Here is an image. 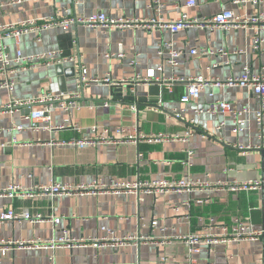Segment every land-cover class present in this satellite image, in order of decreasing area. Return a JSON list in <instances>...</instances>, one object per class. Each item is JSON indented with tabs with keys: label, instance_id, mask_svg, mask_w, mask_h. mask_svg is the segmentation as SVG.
Returning a JSON list of instances; mask_svg holds the SVG:
<instances>
[{
	"label": "crops",
	"instance_id": "0c3cea01",
	"mask_svg": "<svg viewBox=\"0 0 264 264\" xmlns=\"http://www.w3.org/2000/svg\"><path fill=\"white\" fill-rule=\"evenodd\" d=\"M0 1L4 2L0 7V23L4 24L48 17L57 11L72 16L97 12L114 17L153 15L150 0ZM186 1L160 0L163 17L176 18L181 13L188 16L212 15L222 9H231L238 14H252L257 9L264 11V0L258 4L242 5L233 0H196L191 7L183 6ZM261 36L260 50H253L250 32L241 29L205 32L192 28L171 33L166 29L107 30L78 25L69 32L56 28L47 30L41 34V41H36L33 34L23 35L20 47L25 54L59 49L65 55L80 56V62L90 75L109 73L113 79L155 69L160 77L202 75L222 80L240 75L244 64H248L252 72L264 75V31ZM7 42L9 53L14 56V45L11 40ZM163 42H170L173 47L184 51L174 68L157 54L158 45ZM194 48L224 49L227 54L193 55L190 50ZM120 50L123 57L115 56ZM135 55L137 64L132 66L129 62ZM78 64L77 60L18 71L12 76L14 89L10 92L0 89V144L3 145L0 147V188L11 183L30 187L34 183L90 181L96 177L208 178L212 181L262 177L263 150L255 148L261 133L255 121L260 101L247 87L208 85L201 90L196 101L180 103L185 83L172 82L171 92L163 90L162 99L143 103L136 109L122 98L113 99L110 85L93 83L81 90L79 100L82 107L79 110L64 111L58 107L51 110L53 125L64 126L53 130L27 127L29 121L26 116L39 108V104H33L30 110L22 106L4 110L13 98L29 100L45 92H72ZM160 65L162 70L157 71ZM125 86L121 97L128 94L147 96L148 84H139L134 89ZM215 99L229 101L237 108H248V123L243 131H232L229 114H195L196 107L205 106ZM176 108L183 109L179 119L170 116L171 110ZM191 118L195 120L194 125L189 122ZM262 120L264 124V114ZM220 122L224 124L217 129ZM16 124L25 128L9 130ZM121 126L143 133L183 134L190 130L193 135L187 141L161 143L89 144L83 147L65 143L91 135L92 127H106L113 131ZM262 132L264 134V126ZM13 138L17 144L11 143ZM239 146L250 149L244 151ZM187 149L194 151L190 167L182 164ZM6 208L40 212L61 220L59 224L7 220L0 223V239L93 238L103 235L102 227H105L114 235H142L148 237V241L116 249L95 248L91 244L57 249L22 248L4 256L0 253V264H188L189 245L179 237L203 232L210 219L218 224H231L235 217H239L254 229L264 227V189L235 193L220 189L160 194L0 197V212ZM152 221L156 224L152 225ZM195 258V264H264V238L218 242L212 246L202 244Z\"/></svg>",
	"mask_w": 264,
	"mask_h": 264
},
{
	"label": "built area",
	"instance_id": "2783aa9c",
	"mask_svg": "<svg viewBox=\"0 0 264 264\" xmlns=\"http://www.w3.org/2000/svg\"><path fill=\"white\" fill-rule=\"evenodd\" d=\"M29 0H15L16 3ZM34 1V0H32ZM54 1V0H50ZM261 0H233L234 3L242 4H258ZM196 0H187L183 6L191 7L195 5ZM4 2L0 1V7ZM149 7L153 9V15L149 17H125L111 16L103 12H97L89 15H69L57 13L48 17L39 19H28L18 23L4 24L0 23V89L12 91L15 81L12 77L18 71H26L36 69L40 65H63L79 61L78 72L75 76L74 90L70 93H51L45 92L38 97L29 100H20L13 98L5 107L4 110L12 109L17 106L30 108L33 104H39L40 107L32 110L26 116L28 125L32 130L38 129H60L63 125H53L50 112L53 108L58 107L64 111L79 110L82 105L80 103L81 90L88 87L90 84H106L116 86H130L134 89L139 84L155 83L163 86L165 92H171L172 82H184L185 91L179 97L180 103H189L196 101L201 90L208 86H242L249 88L259 99L260 108L255 113V121L261 133L259 135V144L255 148L262 149V177L256 180H216L212 181L208 178L191 179L178 178L170 179L167 177L157 179H104L96 177L90 181L76 182H60L51 181L47 184L34 183L30 187H24L17 183H11L4 188H0V197L6 198H34L41 196H82V195H99V194H115V193H135V194H160V193H183L192 191H212L225 189L230 192L252 191L264 189V134L262 132L263 114H264V75L261 73L252 72L248 64L242 66V73L238 76H229L225 79L208 78L202 75L195 76H176L160 77L155 69H148L146 73H134L131 77L113 79L109 73L104 76L90 75L84 64L80 62V56L65 55L61 50L41 51L37 53L25 54L21 50V37L27 34H33L36 41H41V34L50 29H60L63 32H69L75 26H84L88 28H104L107 30L118 29L124 30L128 28H140L144 30L166 29L171 33L186 31L192 28L199 29L205 32L214 30L229 31L241 29L244 32H250L253 50H260L262 36L264 31V11L257 9L252 14H238L231 9H222L212 15L188 16L181 13L176 18L165 19L162 15V4L160 0H150ZM66 11V10H65ZM8 40H11L14 45L15 55L11 56L8 49ZM238 52V51H236ZM193 55H225L224 49H191ZM157 54L162 58V61L168 63L172 68L179 64L180 57L184 54L182 49H178L169 43H160L158 45ZM115 54H107L114 56ZM124 53L120 50L115 56L123 57ZM227 63V60L223 61ZM130 65L137 64V55L131 59ZM162 70V65L157 68V71ZM133 108H136L132 105ZM183 109L171 110L170 116L176 119L182 114ZM196 115L202 113L207 114H229L232 121V131L239 133L243 131L248 123L246 114L247 107L237 108L231 102L223 99H215L209 104L196 107L194 109ZM190 124L194 125L195 120L191 118ZM223 122L217 125V129L223 126ZM75 126V125H73ZM25 128L24 125L16 124L9 128L11 131H21ZM78 130L80 128H77ZM92 134L83 136L79 139L65 141V143L83 147L85 145H118L121 143L140 142L161 143L169 140L187 141L192 136V131L187 130L183 134H170L164 132L143 133L135 128L117 127L113 131L108 128L97 129L91 128ZM206 135L205 133L203 134ZM11 143L17 144L16 139H12ZM3 146L0 144V147ZM241 150L247 151L248 146H239ZM192 149L186 150V158L182 164L187 166L192 165ZM179 210V207H175ZM13 220H26L30 223L51 221L54 224L60 223L59 217L53 215L44 216L40 212L31 213L27 210H15L14 208H6L0 212V223ZM152 225L156 221H152ZM104 234L99 237H86L76 239L73 237L59 236L52 237L48 240L36 238L15 239L7 238L0 239V253L2 256L7 252L22 248H43L57 249L61 247L73 248L75 246L93 245L95 248L110 247L113 249L126 245H137L141 241H148V237L142 235H114L109 229L102 227ZM264 238V227L254 229L239 217H235L231 224H218L210 219L204 231L201 233H192L179 237L189 245L187 256L188 264H195V254L200 251V246L205 244L212 246L218 242L227 241H242V240H258Z\"/></svg>",
	"mask_w": 264,
	"mask_h": 264
},
{
	"label": "water",
	"instance_id": "95a60500",
	"mask_svg": "<svg viewBox=\"0 0 264 264\" xmlns=\"http://www.w3.org/2000/svg\"><path fill=\"white\" fill-rule=\"evenodd\" d=\"M126 88V86H116L111 85L110 86V93L113 99H120L122 98L125 103L132 104L136 107H139L141 104L146 102H157L159 99H162L163 97V86H160L155 83L148 84L147 86V96H135V95H124L123 97L120 96L123 89ZM28 108V107H24ZM28 110H30L28 108Z\"/></svg>",
	"mask_w": 264,
	"mask_h": 264
}]
</instances>
